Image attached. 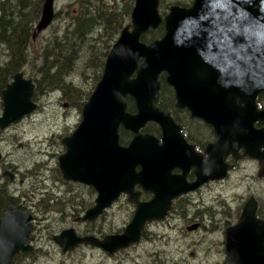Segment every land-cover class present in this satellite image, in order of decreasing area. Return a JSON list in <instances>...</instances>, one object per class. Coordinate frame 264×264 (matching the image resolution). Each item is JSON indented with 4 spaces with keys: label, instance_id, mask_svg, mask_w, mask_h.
<instances>
[{
    "label": "water",
    "instance_id": "obj_1",
    "mask_svg": "<svg viewBox=\"0 0 264 264\" xmlns=\"http://www.w3.org/2000/svg\"><path fill=\"white\" fill-rule=\"evenodd\" d=\"M160 6V0L135 1L131 23L111 48L101 80L83 107L81 123L62 139L66 152L59 158L66 180L94 186L99 192L96 206L84 220L97 219L124 193L138 204V210L122 235L100 240L81 237L75 229L61 232L55 241L64 252L85 243L115 254L138 243L146 223L165 218L174 198L209 180H219V167L224 166L228 152L240 146L246 148L245 156L261 160L260 177L264 176V130L242 132L233 122L236 117L246 126V113L264 120V110L256 108V98L264 92V0H194L190 7L171 5L165 15ZM55 15V0H45L33 39L48 30ZM162 25L165 34L161 39L149 44L142 41ZM163 73L175 90L176 107L188 109L217 133L218 141L207 149L210 159L185 155L191 156L194 147L170 111L159 107ZM35 92L34 81L24 73L13 76L3 91L1 128L38 109ZM234 94L244 98L245 107L237 111L230 102ZM128 100L134 102L135 112L128 110ZM149 123L160 126L161 139L143 133ZM121 128L134 135L128 145L121 144ZM177 164H194L200 169L198 182L187 187L183 177H175L172 169ZM137 185L156 198L139 203L140 193L134 191ZM257 210L252 199L239 222L227 229V264H264V220L257 217ZM32 220L29 213L13 208L3 215L0 264H13L19 254L35 251Z\"/></svg>",
    "mask_w": 264,
    "mask_h": 264
},
{
    "label": "rangeland",
    "instance_id": "obj_2",
    "mask_svg": "<svg viewBox=\"0 0 264 264\" xmlns=\"http://www.w3.org/2000/svg\"><path fill=\"white\" fill-rule=\"evenodd\" d=\"M37 1L38 3L40 2V0ZM78 11L79 7L77 5V0H55V20L48 30L38 35L36 39L32 38L30 54L33 57L37 56L39 53L43 54L52 36L58 35L62 37L65 30L72 25L74 16ZM164 12L165 11L161 9V13L164 14ZM11 33H7L6 37ZM94 35H98V33ZM25 37L26 34L20 35L21 39ZM82 42L84 41L70 39L69 46H77ZM93 45L99 46L100 44L94 43L93 39L90 37L89 40L86 41V44L80 46L79 50H81L82 53L80 59L76 62V69L65 79L67 83H75L77 87H81L79 89H85V93L93 92L96 88L94 87V77L97 68L92 65L89 60ZM6 48L7 47L4 45L0 46V68L5 67V63L8 59L9 51H7ZM47 53L49 54V52ZM98 53L102 54L103 50L99 48ZM95 55L96 53L94 56ZM91 59L94 60L95 58L93 57ZM41 62H43V60L38 61L36 66L28 62L21 67V70L24 71L27 78H30L32 73L36 71L37 66L42 64ZM59 66L63 69L65 64ZM48 83H50L49 79ZM45 91L46 92L41 97L34 99V101L39 104V109L31 115V118L19 124L17 132L8 134V136L17 134V143L12 147L8 144H3L6 152H10L9 150H11L12 153H15L14 156H12V160L16 165L20 166L18 169L20 173L25 170V172L21 174L22 178L26 175H31L33 178L37 177L40 174V169L42 171L44 168L48 167V165H50L52 169L57 166L58 156L61 154V149L64 146L62 143L63 137L73 133L82 121V112L77 107H69L67 105L69 103L64 101V99L62 100L61 93L63 92L61 90L51 93V90L46 88ZM49 161L50 163L47 164ZM42 162L46 164L42 165ZM252 173H254V169H252L251 165H248L247 169L244 168L243 171L240 170L235 175L232 179V185L236 186L241 184L239 185V191L242 192V194L248 193L249 189L257 194V189L264 199V182H256L255 180L246 178ZM25 180L27 181L28 178ZM253 183L259 184L256 187ZM29 187H32V181L30 179ZM36 191L37 190H34V196H31L32 193H27L26 191L24 194V190L20 185L18 195L20 199L22 196H25L23 202H28L29 200L33 202V204H36L37 208H40L42 203H39V199L41 198L40 196L38 197L39 192ZM47 191L51 196L49 200L52 198H58V200L66 198L63 197L65 194L62 195L61 191L55 192L53 190L49 191L48 189ZM232 191L231 189H227L226 195L230 208L232 206V209H235L238 207L239 201L230 199V196L233 197V194L236 192L233 191L232 193ZM219 193H221L219 186L208 188L200 195L202 199H197V203L201 200L207 202V200L217 196ZM196 198H198V196ZM67 199H69V197H67ZM58 202L56 203L57 206ZM51 206H53L52 201ZM121 206L115 208L107 216L109 222L106 228L119 229L129 223L131 208L130 210H128L127 207L121 209ZM47 209L50 210L49 215L51 218L56 215L57 212L53 208L47 207ZM184 214V216L182 214L179 216L176 215L175 218L169 222L150 226L148 228V237L150 236V239L114 256H109L108 253L101 248L86 246H81L76 250L74 249L68 254L62 253L61 247L52 239L53 235L61 233L62 230L58 227L61 224L58 222L52 223L51 220H49L39 225L40 232H38V234L41 236V240L37 245L40 250L39 253L30 255L22 264H223L226 256L224 249L225 237L223 229L219 228L223 227V222L220 220V224L214 223L216 228H213L212 224L209 232L206 230L191 232L187 230V227L196 222L190 221V218L193 217L191 212ZM227 214L232 217L229 209ZM59 217V214L55 216L56 219ZM203 217L207 219V224L210 225V218L205 215H202L201 222H204ZM40 218L42 219V216H40ZM45 226L47 229H53L50 234L44 229Z\"/></svg>",
    "mask_w": 264,
    "mask_h": 264
},
{
    "label": "flooded vegetation",
    "instance_id": "obj_3",
    "mask_svg": "<svg viewBox=\"0 0 264 264\" xmlns=\"http://www.w3.org/2000/svg\"><path fill=\"white\" fill-rule=\"evenodd\" d=\"M21 72L24 73V71ZM16 74L17 73H15L14 75ZM14 75L11 76L10 82L6 85L4 89L1 90L2 85L0 84V119L4 115V110H5L4 101H3V91L8 87L9 84L13 82ZM25 77L27 78L26 75ZM165 85L167 86L168 84L165 83ZM164 88L165 87L162 84V92ZM170 92H171V107L169 111L172 114V118L174 119L176 124H178L181 127L182 129L181 134L185 137L187 143L191 146V148L194 147V151L193 153H191V156L185 153L184 154L187 157L193 156V158H199L200 156L204 161L210 159L211 157L207 152V149L211 144H215L218 141V135L215 132L213 126L209 125L200 118L193 117L192 113L188 109L177 108L176 93L173 87L167 89V93H166L167 98L169 97ZM230 99H231L230 102L234 103L233 108L235 111L239 110L240 107L242 108L245 107L243 104L244 98L242 96H238L237 94H234L230 96ZM67 105L70 107V104ZM256 108L258 111L264 110V92L258 94L256 98ZM29 118H31V115L25 117L21 121L12 123L10 126H8L5 129L1 128V124H0V221L3 215L10 208H13L14 211L29 213L33 218L31 244L35 248V251L33 253H28V254L25 253L19 254L14 259L13 264H22L25 261V259L30 255L39 253L40 250L37 246L38 242L41 240V236L38 234V232H40L39 225L42 224L43 222H48L49 220H51L52 223H56V222L60 223L61 225L58 227L61 228L62 230L61 232L69 229H75L81 237L94 236L100 240H104L108 236L122 235L125 232V229L132 222L134 215L138 210V204L131 202L130 195L124 193L119 196L118 200L113 204L111 208L105 210L97 219L84 220L86 213L90 209L96 206V201L98 199L99 192L94 186H89L80 182L69 181L63 177L58 162L60 156H62L66 152V148L64 146L61 149V154L58 156L57 166H55L52 169L50 165H48V167L44 168L42 171L40 169V174L37 177L33 178L31 177V175H26L22 178L21 174H23L25 170L21 171L20 173V171L18 170L20 166L16 165L12 160V156H14L15 153H12L11 150H9L10 152H6L5 148L3 147V144L4 143L8 144L10 145V147L16 144L18 141V135L12 134L8 136V134L17 132L19 124ZM243 119H244L243 123H246V126H244L242 124V121L237 119L236 117L233 119V122L240 131L248 132L250 128H255L256 130H264V120H262L259 117H252V113L250 115H247L246 113V116H244ZM224 122L227 127L228 124L227 119H225ZM156 126H157L156 128L157 131H154V133L147 131H143V133L144 134L150 133L161 139L163 136L162 130L160 126H158L157 124ZM121 130H120V136H121ZM124 131L132 136L129 139L130 141L127 144H125L128 145L133 139L134 135L129 131L126 130ZM126 142L127 141H125V143ZM231 146L236 148L237 144L233 142ZM230 151L231 152H228L226 156L224 166L219 167L220 175H222L223 177L221 176L219 180H209L201 187H199L197 190L184 193L181 196L174 198L171 203V208L168 211V215L162 220L147 222L145 225V229L142 232L140 241L132 245L128 249H131L137 246V244H141L143 241L150 239V236L148 237L149 234L148 228L150 226L159 223L169 222L173 218H175L176 215L179 216L180 214H182L184 216L185 215L184 213L191 212L193 217L190 218V221L196 222L187 227V230L191 232L197 230L198 231L206 230L209 232L211 230L212 224H213V228H216L214 223L220 224L221 222H223V227H219V228L223 229V233L225 237L224 249L226 256L224 258L223 264H227L228 256L226 251V231L229 227L235 226L239 222L240 216L244 208L248 205V203L252 199L256 200L258 205L257 217L261 220H264V199L262 195L258 192V190L256 189L257 194L253 193L251 189H249L248 193L242 194V192L239 191V185L241 184H238L236 186L232 185V179L235 177V175L240 170L243 171L244 168L247 169L248 165L252 166V169H254V173L248 175L246 178L255 180L256 182H261V183L264 182V176L260 177V173L262 171L261 160L252 158L247 155L245 156L246 148L242 146L239 147L238 151L235 150H230ZM263 152H264V148H262V153ZM48 163H50V161L47 162V164ZM43 164L46 163L42 162V165ZM207 167L209 168V166ZM139 169L140 168H138V170ZM199 170L200 169H198L194 164L190 166L188 164L185 165L177 164V166L176 167L174 166V168L172 169V172L173 175L177 178L183 177L182 179L186 183V186L190 187L194 185L196 182H198ZM27 178L28 180L26 181L25 179ZM29 179L32 181V187H29ZM258 184L259 183L257 184L253 183V185L256 187L258 186ZM20 185L24 190L23 192L24 194L26 192L27 193L30 192L32 193L31 196H34V190H37L36 192H39L38 197L40 196V198L43 199V200L39 199V203H42L41 204L42 206L40 208H37L36 204H33V202L29 200L28 202L27 201L23 202L25 196H22L23 198L21 197L20 199V196L18 195ZM214 186H219L221 189V193H219L217 196L210 198L209 200H207V202L201 200L200 202L197 203V199L200 198L202 199L200 195L203 193V191L208 188H212ZM47 189L49 191L53 190L55 192L61 191L62 195L65 194L63 195V197L66 198H63L62 200H58V198H52L51 200H49L51 196L49 195ZM227 189H231V191L232 190L236 191L233 194V197L230 196V199H235L239 201L238 207L235 209H232V206L230 208V205L228 204V199L226 195ZM134 191L136 193L137 192L140 193L138 198L139 203H149L156 198L153 192L146 191L143 187L139 185L135 186ZM197 196L198 198H196ZM67 197H69V199H67ZM51 201L53 206H51ZM57 202H58V206L56 204ZM119 206H121V209L127 207L128 210H130L131 208V217L129 216L130 221H128L129 223H127V225L124 226L123 228H119V229L106 228V225L109 222L107 216L110 214V212H112L115 208ZM47 207L53 208L57 212L55 216L59 214L60 217L56 219L55 216H53L51 218V216L49 215L50 210H48ZM228 209L231 212L232 217L227 214ZM39 215L42 216V219L40 218ZM202 215H205L206 217L210 218L209 219L211 222L210 225L207 224V219L204 217H203L204 222H201ZM220 220L221 222H219ZM190 227H194L196 229L190 230ZM44 229L48 231V234H50V232H52L53 230V229H47L46 226ZM58 235L60 234L52 236V239L55 243H56L55 237H57ZM81 246L96 248L92 245H86L85 243L80 244L77 248H80ZM125 250H120L115 254L108 253V255L114 256ZM69 252L71 251L64 252L62 250V253L64 254H68Z\"/></svg>",
    "mask_w": 264,
    "mask_h": 264
},
{
    "label": "trees",
    "instance_id": "obj_4",
    "mask_svg": "<svg viewBox=\"0 0 264 264\" xmlns=\"http://www.w3.org/2000/svg\"><path fill=\"white\" fill-rule=\"evenodd\" d=\"M134 3L135 0H77L79 11L74 16L70 28L65 30L62 37L52 36L43 54L39 53L33 57L30 54V47L35 26L42 15L44 0H40L39 3L37 0H0V46H6V50L9 51L5 67L0 68L1 90L10 82L12 75L22 71L21 67L25 64L31 62L36 66L38 61L43 60L42 64L37 66L36 71L30 76L36 83L34 99L41 97L46 92V88H49L51 93L61 90L63 92L61 93L62 100L64 99L71 107H77L82 111L93 92L85 93V89H79L81 87H77L75 83L65 81L66 77L76 69V62L82 53L79 50L80 46L86 44L90 37L94 43L100 44V47L93 45L89 59L90 63L97 68L94 77V87H96L102 77L105 62L112 46L131 21ZM192 3L193 0H161V9L165 11V14L171 4L189 7ZM7 33L11 34L6 37ZM96 33L98 35H94ZM21 34H26V37L21 39ZM164 34L165 29L162 25L156 31H150L144 35L142 40L150 43L162 38ZM70 39H79L84 42L77 46H69ZM99 48L103 50L102 54L98 53ZM93 57L94 60L91 59ZM62 64H65L63 69L59 66ZM48 79L50 83H48ZM162 84L165 88L162 92L160 106L170 109L171 92L167 98V89L170 87L165 85L164 77H162ZM128 110L135 112L133 101H129ZM156 128L155 124H150L145 131L154 133L157 131ZM131 137L129 133L121 130L123 145L127 144ZM125 141L127 142L125 143Z\"/></svg>",
    "mask_w": 264,
    "mask_h": 264
}]
</instances>
